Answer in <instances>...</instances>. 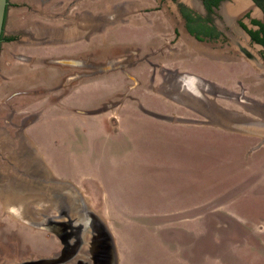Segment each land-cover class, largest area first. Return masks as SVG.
I'll return each instance as SVG.
<instances>
[{"label": "rangeland", "instance_id": "obj_1", "mask_svg": "<svg viewBox=\"0 0 264 264\" xmlns=\"http://www.w3.org/2000/svg\"><path fill=\"white\" fill-rule=\"evenodd\" d=\"M243 1L248 5L240 14L236 10L235 15L225 18L218 15L217 22L225 30L219 46L232 52L239 43L258 57V47L249 45L246 38L241 39L235 21L247 10L254 17L261 18V13L249 0ZM238 2L230 0L225 6ZM123 35L128 37L129 29ZM132 35L139 37L140 33ZM120 36L121 32L116 31L111 36L100 37L101 43L96 48L90 45L89 50L96 51L94 59L98 62L89 61V64L101 63L113 47L114 38ZM7 48L6 44L0 47V73L7 78V81L0 78V135L7 137V141L0 138V187L6 185L0 189V264L35 260L60 251V241L54 234L29 225L22 216L13 213L15 204L11 202L16 197L3 199L10 187H27L26 190L39 187L45 192L56 181L72 184L87 206L108 225L118 264H264V71L262 74L261 68L253 69L252 65L238 62L218 63L216 69H204L205 64L199 62L201 75L209 82L218 83L215 96L205 93L211 106L214 107V101L217 105L216 120L201 113L206 112L202 103L200 108L183 107L169 100L173 115L189 119L187 123L204 124H186L185 133H180L134 115V121L124 132L123 125H113L107 121L108 117L102 121L72 120L60 110L65 108L62 106L54 111L49 108L34 123L49 98L52 100L55 95L44 99L45 104H38L40 96L35 89L40 86V75L34 69L37 66L33 62L34 50H29L32 62L26 64L9 55ZM168 56L185 57L187 63L199 64L192 52L165 54V58ZM202 60L209 61L204 57ZM257 60L264 65V60ZM90 66V72L97 71ZM40 72L41 75L52 73ZM142 75L138 93L149 87V74ZM50 76L45 77L46 83L53 82ZM95 78L97 75L93 74L75 79L74 87L67 88L63 95L78 83ZM100 79L102 82L98 83ZM95 81L73 98L88 101L93 108L90 115L97 114L100 99L110 92L108 77ZM157 88L156 97L167 99L158 84ZM70 106L74 110L75 101ZM27 115L28 122L23 124L20 120ZM66 188L72 194L73 205L79 207L73 189ZM28 200L25 208L34 219H41L40 213L45 211L57 214L39 198ZM109 201L115 208H122L121 215L112 214L114 209Z\"/></svg>", "mask_w": 264, "mask_h": 264}, {"label": "crops", "instance_id": "obj_2", "mask_svg": "<svg viewBox=\"0 0 264 264\" xmlns=\"http://www.w3.org/2000/svg\"><path fill=\"white\" fill-rule=\"evenodd\" d=\"M120 1L122 3L124 2L126 7L124 11H122V9L120 10L121 17L117 21L116 27L112 28L106 25L103 26L102 21H100V14H105L106 12L102 10L101 13H89L87 18L81 15L80 17L74 18L72 21L69 20L68 8H71V11H78L86 5H97L100 3V0H8L3 25V36H15L17 42L12 45L8 44L7 46H9V48H7V50L8 52H14V50H16V54L25 55L27 58L30 56L28 55L29 50H34V58L37 60L33 61L37 62V66L34 69H40L43 71L42 73H44L45 70L52 72L55 70L57 72L61 68H74L76 64H79V61H81V63L84 61L94 62L96 51L91 52L89 50L90 45L96 48V46L101 43L102 39L100 40V37L111 36V34L116 31L121 32L119 38H114L113 45H111L113 47L108 49L106 58L99 61L102 64H89V70L91 67L90 65L99 67V70L96 72L86 71L83 73L84 76L97 75V78L91 81L86 80L80 84L78 83L77 87L69 90L70 92L64 95L63 93L67 92V88L70 89L74 87L72 82L75 79H73L72 82L68 80L64 81L61 83L62 85L58 87L43 86L35 90L40 96L39 100L36 101L38 104H45L44 99L49 96H55L52 97V100L49 98L48 103H46L47 106L45 105L39 117L33 121L34 123L42 117L49 108L54 111L58 108L65 107L60 110L64 111V114L72 120L84 122H86V120L87 122L95 120L102 121L105 117H108L107 121L113 125H123L122 128L124 132L128 131L130 123L134 121L132 120V118H135L134 115H137L136 118H139L140 115L141 118L151 119L153 122L160 123V125L166 128L185 133L184 125L192 123L184 122L186 120H180L185 117L173 115V111H169L171 107L169 102V100H171L170 98L161 99L156 97L159 92H157L158 88H155L161 80L157 79V77H165L161 69H178L186 74L194 73L199 77H203L206 81H209V79L202 76L201 72H199V70H203L202 67L199 66L201 62L205 64L204 69H216L219 66L218 63L234 64L240 62L246 63L247 66L252 65L251 67L253 69L254 67L255 69L258 67L261 68L262 70L259 69L261 73L264 71V65L258 63L259 61L257 60L259 58L262 59L260 55L256 57L253 53H242L239 51L238 46H235V51L231 49L232 52H230L228 48H221V46H219V44L221 45L219 40L202 42L195 40L188 35L184 28L182 18L173 7L145 11L143 8L155 6L153 1L145 4L141 2L142 0ZM144 1L146 2V0ZM48 9L49 11H47ZM226 12L227 11H225V13ZM78 13H80V11H78ZM175 27L180 30L181 36L175 45H171L177 49V53L175 54L179 53L178 55H180L187 51L189 53H195L194 60H196L197 63L200 62L198 66L195 65L196 62L193 61L187 63L185 57H172V59L168 56V58H165V54H167L165 47L173 38V29ZM128 29L129 36L127 37L123 34ZM135 32H139L140 36L136 37L132 35V33ZM236 44L238 45V43ZM202 57L209 61L202 60ZM262 63L264 64V61ZM187 65L189 66L188 69L185 68ZM144 72L149 74V87L146 88L143 93H138L137 87L141 84L139 78H143L142 73ZM221 73L223 74V72ZM100 77L109 78L110 82L108 87L110 92L100 99L99 106H97L99 109L97 114L90 115L89 112L87 115L75 114V110L71 108L73 106H70L74 101L76 107H78L76 112L83 107L93 109L89 107L88 101L74 100L73 98H75V95L89 89L90 86L95 84V80ZM224 78L226 80L228 75L225 74ZM99 82H102V80L100 79L98 83ZM210 83L214 88H218V83L215 81H210ZM33 94H36V92ZM145 97H148V100ZM187 98L190 100L189 96H187ZM191 102H193L191 103L192 105L189 103L188 106H199L200 108V103L197 102L196 99L194 100L192 98ZM100 106L103 107L101 108ZM181 106L185 107L187 104L185 103V105L182 104ZM167 111H169V113H167ZM158 113L164 114L163 117L156 116ZM225 115L228 114L225 112ZM34 123L32 125H34ZM30 127L32 128L33 126ZM35 145L38 149L39 147L36 143ZM107 196L109 200L108 193ZM108 204L114 209L112 214H122L120 213L122 208H115L110 201Z\"/></svg>", "mask_w": 264, "mask_h": 264}, {"label": "flooded vegetation", "instance_id": "obj_3", "mask_svg": "<svg viewBox=\"0 0 264 264\" xmlns=\"http://www.w3.org/2000/svg\"><path fill=\"white\" fill-rule=\"evenodd\" d=\"M151 1H153L155 6L153 7L148 6V7L143 8V10L154 11V10H161L164 7L165 8H171V7L175 8V10L179 13L180 17L182 18L184 22V28L187 31L188 35H190L191 37H193L195 40L199 42L219 40L221 35H224L225 33V30L223 28L224 26L218 24L217 17L218 15L224 18L228 17L227 16L228 14L225 13L226 11L225 7H228V6H225V3L230 0H151ZM249 1L251 2L253 7L259 10V12L261 13V18L252 16L250 10L245 11L235 21L236 27L238 28L237 32L241 33V39H243L244 37L247 39L249 45L251 44V45H254L255 47H258V54L264 60V46L261 43L257 42L253 35L254 33V34H257L258 37H260L263 32L262 26L264 25V0H249ZM123 3L120 0H100V3L95 6H92V5L84 6V8H81L80 10H78L80 11V13H78L77 10L71 11L70 10L71 8L70 9L68 8V17L70 21H72L74 18L80 17L81 15L87 18L89 13L91 14L93 12L101 13V10H102V11H106L105 14L104 13L100 14V18H101L100 21H102L103 26L106 25L107 27L114 28L117 25V21L121 17L120 10L121 9L122 11L125 10L126 4L125 3L123 4ZM7 6H8V3H7ZM241 9L243 8H240L237 12H239ZM47 11H49V9ZM240 12L238 14H240ZM233 15H235V13H233ZM245 19L247 21H245ZM231 22H234V20L231 19ZM250 31L252 32V34L250 33ZM173 34H174L173 38L171 39V41L167 43V46L165 47L167 54L177 53V49L171 45H175L179 41V38L181 37L180 30L177 29V27H175L173 29ZM15 42H17V38H15V36L14 37L13 36L4 37L3 31H2L0 47L2 44L12 45ZM239 45L240 44L238 43L237 46L240 52L246 53V54L250 53V51L247 50L245 47H242ZM8 54L14 57L19 62L29 64L32 61L31 56H29L27 59L24 58V60H20V59H17L15 56H18V55L23 56V55L16 54L15 52H8ZM89 63L90 62H87V61H84L82 63L81 61H79V64H76V66L74 67L79 70H75L74 68H70V67L66 69L61 68L57 72H55V74L52 72L51 74L41 75V72H40L41 70L36 69L37 71L36 73L40 75L39 80H38L40 83V86H38L37 89L35 90H38L43 86L58 87V86H61L62 85L61 83H63L64 81L68 80L69 82H72L73 79H78V78L80 79L81 77L84 76L83 73H85L86 71H89ZM99 64H102V63H99ZM111 66H114V65H111ZM95 70H99V67H96ZM161 71L162 73H164L165 77H161V80H160L161 83H159L158 85L160 86V88H162V90H164L163 94L167 98H170L171 100L181 105L182 104L185 105L186 103L187 106L189 103L190 105H192L191 104L193 103L191 102L192 98L194 100L196 99L197 102L202 103L203 108L205 107L206 112H201V113L207 114L206 117L208 119H211V120L217 119L218 117L217 107H216L217 105L215 104V101H214L213 102L214 107L211 106L212 104L210 101H208L206 94H205V93H209V94L212 93L214 96L216 95L215 88L209 81H206L205 79H203V77H199L198 75L194 73L186 74L184 72L179 71L178 69L165 70L163 68L161 69ZM47 76H50L49 80L51 82L53 81L51 84L45 82L47 81V79H45V77ZM0 78L1 79L4 78L3 80L7 81V78L4 77L1 73H0ZM42 83H45V84L41 85ZM165 90L167 92H165ZM15 91H21V90L16 89ZM187 96L190 97V100L187 98ZM100 107L102 108L103 106H100ZM195 107H198V106H195ZM77 109L78 107H75L74 109L75 112ZM89 110L91 109L83 107L82 109L78 110V112L82 113L83 115H87ZM27 117H29V115L22 117L20 121H22L23 124L28 122V121H25L26 119H28ZM5 118L6 117L4 116L3 120H5ZM180 120H189V119L184 118ZM189 123L201 124V125L204 124V123H193V122H189ZM0 138L3 141H7V137H3V136L1 137L0 135ZM6 151L9 152V150H6ZM5 186L4 187L1 186L0 189L5 188ZM16 190H19V192H17ZM6 191H8V193L7 192L4 193L3 199H5L6 196L11 197L12 195V197H17L16 198L17 201H20L19 204H23L21 206L20 205L17 206V209H18L17 212L19 213L22 212L21 209H23V207L26 210L24 206L25 203H23L24 201L23 199L39 197V194L36 189L29 188V190L25 189V191H22L21 188L19 187L17 189H11L10 187V189L8 188V190ZM32 200H35V199H32Z\"/></svg>", "mask_w": 264, "mask_h": 264}, {"label": "water", "instance_id": "obj_4", "mask_svg": "<svg viewBox=\"0 0 264 264\" xmlns=\"http://www.w3.org/2000/svg\"><path fill=\"white\" fill-rule=\"evenodd\" d=\"M7 2L8 0H0V44ZM15 57L20 60L27 59L19 55ZM52 186L45 192L39 187L36 190L38 198L49 206V210L56 211V215L47 214L45 211L40 213L41 219H34L24 207V211L21 209L22 212H17V206L23 205L19 204L17 197L11 203L15 204L13 213L22 216L29 225L54 234L60 241L61 249L54 255L16 264H118L115 241L105 221L87 206L85 199L72 184L56 181ZM67 186L77 195L80 208L73 205V197L67 191ZM23 200L25 203L28 199Z\"/></svg>", "mask_w": 264, "mask_h": 264}, {"label": "bare ground", "instance_id": "obj_5", "mask_svg": "<svg viewBox=\"0 0 264 264\" xmlns=\"http://www.w3.org/2000/svg\"><path fill=\"white\" fill-rule=\"evenodd\" d=\"M247 5H248V2H244L241 0L240 2H238V4L236 3V5H233L230 7H225V10L227 11L226 13H228V14L230 13L229 15H233V13H235L236 10L238 11L240 8H244ZM229 15H227V16H229Z\"/></svg>", "mask_w": 264, "mask_h": 264}, {"label": "trees", "instance_id": "obj_6", "mask_svg": "<svg viewBox=\"0 0 264 264\" xmlns=\"http://www.w3.org/2000/svg\"><path fill=\"white\" fill-rule=\"evenodd\" d=\"M262 30H263V32H262L260 37H258L257 34H254V33H253V35H254L255 40L264 46V25L262 26ZM250 33L252 34L251 31H250Z\"/></svg>", "mask_w": 264, "mask_h": 264}]
</instances>
